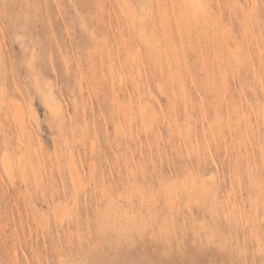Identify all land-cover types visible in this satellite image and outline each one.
<instances>
[{"label": "rangeland", "instance_id": "1", "mask_svg": "<svg viewBox=\"0 0 264 264\" xmlns=\"http://www.w3.org/2000/svg\"><path fill=\"white\" fill-rule=\"evenodd\" d=\"M0 264H264V0H0Z\"/></svg>", "mask_w": 264, "mask_h": 264}, {"label": "bare ground", "instance_id": "2", "mask_svg": "<svg viewBox=\"0 0 264 264\" xmlns=\"http://www.w3.org/2000/svg\"><path fill=\"white\" fill-rule=\"evenodd\" d=\"M45 97H46L45 100H46L47 105L50 108H56L57 104H56V99H55L54 95L52 93H46ZM15 116H16V119L18 120L19 124L20 125L23 124L24 112H23L21 106L17 107V111H16ZM3 166L9 175H11L13 173L14 162H13V159L9 153H5L3 156ZM72 171H73V174L75 175L76 179L78 181H80V175H79V172L77 171V169L75 167H73ZM80 183H81V181H80Z\"/></svg>", "mask_w": 264, "mask_h": 264}]
</instances>
